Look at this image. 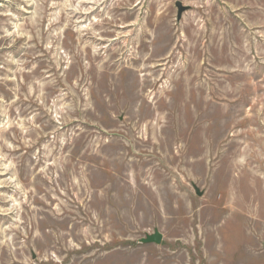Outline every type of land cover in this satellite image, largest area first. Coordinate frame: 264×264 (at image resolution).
<instances>
[{"label":"rangeland","instance_id":"obj_1","mask_svg":"<svg viewBox=\"0 0 264 264\" xmlns=\"http://www.w3.org/2000/svg\"><path fill=\"white\" fill-rule=\"evenodd\" d=\"M0 264H264V0H0Z\"/></svg>","mask_w":264,"mask_h":264},{"label":"water","instance_id":"obj_2","mask_svg":"<svg viewBox=\"0 0 264 264\" xmlns=\"http://www.w3.org/2000/svg\"><path fill=\"white\" fill-rule=\"evenodd\" d=\"M176 6L178 8V19L182 17V14L184 11L188 9V6L184 5L181 1H176ZM163 239V234L159 231H156L152 234L147 235L144 239H142V242L145 243H157L160 244Z\"/></svg>","mask_w":264,"mask_h":264}]
</instances>
